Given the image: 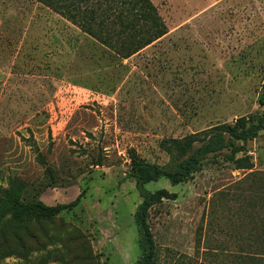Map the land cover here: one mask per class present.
Returning a JSON list of instances; mask_svg holds the SVG:
<instances>
[{"label":"rangeland","instance_id":"374dc122","mask_svg":"<svg viewBox=\"0 0 264 264\" xmlns=\"http://www.w3.org/2000/svg\"><path fill=\"white\" fill-rule=\"evenodd\" d=\"M167 33L127 59L34 0H0V264H134L141 203L129 152L163 169L164 142L243 116L264 119V0H150ZM251 170L226 150L148 212L155 264L231 242L233 184L264 172V128L244 145ZM77 207L53 217L14 201ZM227 243V244H226Z\"/></svg>","mask_w":264,"mask_h":264},{"label":"trees","instance_id":"16d2710c","mask_svg":"<svg viewBox=\"0 0 264 264\" xmlns=\"http://www.w3.org/2000/svg\"><path fill=\"white\" fill-rule=\"evenodd\" d=\"M55 14H58L80 32L100 41L114 55L127 59L162 38L167 29L150 0H34ZM264 91V82L262 84ZM264 106V94L259 99ZM264 128V119L255 120L243 116L233 124H220L183 140L164 142V150L177 159L176 169L168 171L140 159L135 151L129 152L130 172L136 190L141 198L134 213L140 256L134 264H155V252L147 224L148 212L164 199L173 198L166 190L155 192L145 190L150 182L165 178L172 185L186 182L190 176L211 161L208 156L226 150L224 161L237 170H251L246 156L237 157L245 151L247 141L254 139ZM247 194L236 204L240 224L232 232L225 233L231 238L228 245L218 252H206L218 264H264V172H249L233 184ZM81 195L69 204L47 207L34 203L31 207L14 201L17 211L22 213L32 208L43 217H53L78 206ZM227 244V243H226ZM187 257L184 264H206Z\"/></svg>","mask_w":264,"mask_h":264}]
</instances>
